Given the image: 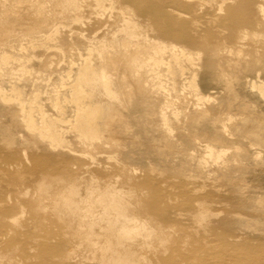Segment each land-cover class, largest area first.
<instances>
[{
  "label": "bare ground",
  "instance_id": "1",
  "mask_svg": "<svg viewBox=\"0 0 264 264\" xmlns=\"http://www.w3.org/2000/svg\"><path fill=\"white\" fill-rule=\"evenodd\" d=\"M27 1L0 0V34L4 35L0 43V108L20 112L22 126L32 138L25 149L13 135L3 134L0 135L1 146L10 150L21 144L17 154L28 162L29 147L45 153L43 157L51 161L74 156L94 159L87 151L79 152L78 147L96 151L98 143L101 148L107 145L112 158L116 157L108 167L121 166L130 172L122 185L133 184L139 168L145 175L153 172L151 176L155 170H175L174 176H179L181 182L201 175L211 179V175L227 188L224 199L229 205L225 216L217 219L219 216L212 215L211 209L213 200H217H210L214 192L193 198L187 190L181 191L182 210L189 213L194 226L204 230L203 233L215 229L218 231L215 236L227 248L240 228H249L250 220L245 217L259 221L255 223L259 226L252 224L264 230V197L258 198L261 202L255 200L258 192L264 190V168L259 167L264 163V109L261 106V101L264 103V22L260 19L264 9L258 0H164L168 8L160 14L154 6L146 7L145 0H130L131 4L109 0L110 7L105 11L108 18H98L99 14L91 11V16L96 15L93 20L81 13L84 7L81 0H38L29 9L23 6ZM147 1L157 5L160 0ZM95 3L99 9H105L101 0ZM215 9L224 16L218 14L203 24L202 16ZM25 18H31V22H25ZM61 19L70 22L64 32L59 27ZM228 27L237 32L233 45L223 33ZM85 28L89 29V36ZM117 31L122 33L121 39L116 35L106 39L107 34ZM75 35L79 44L73 41ZM28 47L35 52L26 56L24 52ZM42 50L47 54L52 50L61 52L59 61L68 65L64 75L55 72L54 61L44 60L46 54H37ZM72 52L82 61L74 73ZM222 54L227 57L225 61L220 57ZM120 56L127 60L125 73L120 72L121 62L114 61L111 65L107 62ZM161 68L172 78L170 89L162 83ZM56 80L60 83L52 91L50 106L57 114L49 115L39 104L36 92L40 84L48 88ZM26 87L34 90L30 100L24 102L21 96ZM114 104L122 109L137 107L139 115L135 118L141 122L142 130L126 134L125 140L106 135ZM67 107L72 109V120L64 119ZM66 124L70 125L67 130L59 126ZM200 147L206 153L203 156L197 152ZM104 153L96 152L97 155ZM41 163L37 168L43 165ZM257 171L260 174H252ZM246 175L255 180L261 178L262 185L259 181L258 185L257 181L254 185L247 184ZM116 185L117 180L108 181L107 190L96 195L100 187L92 177L84 198L79 196L80 183L72 185L69 187L71 195L77 198L64 202L65 210L56 206L52 212V217L64 225H68L69 217L76 222L78 230L69 233L72 237L114 235L122 239L116 243L107 241L101 247L92 241L94 249L101 252L99 256L92 253L93 260L100 264H147V250L151 247L154 250V242L161 246L155 248V253L165 257L172 251L181 231L185 232L180 236L181 246L192 248V243L196 242H193L192 229L184 231L174 223L162 226L156 219L129 212L133 205L130 201L136 202L139 208H147V199H151V213L147 216L155 218L160 210L167 209L160 194H154L151 189L147 196L143 190L139 194L128 193ZM200 187L204 188L205 184ZM23 194L27 195L28 189ZM216 196L222 198L221 194ZM252 200L255 202L251 203ZM54 203L58 205L57 199ZM17 208L20 211L16 216L5 215V219L20 226L21 215L26 211L22 205ZM42 211L45 216L48 214L47 205ZM213 216L217 218L213 220ZM137 236L143 238V243H137ZM197 244L194 246H199ZM240 249H244L242 254L216 250L217 253L211 254L215 255L214 262L209 260L211 256L207 263L264 264V247ZM15 255V251L0 252V264H14ZM189 255L183 258L188 260ZM228 257L232 258V263L227 262ZM197 262L199 259L189 264ZM162 263L175 264L166 257Z\"/></svg>",
  "mask_w": 264,
  "mask_h": 264
},
{
  "label": "rangeland",
  "instance_id": "2",
  "mask_svg": "<svg viewBox=\"0 0 264 264\" xmlns=\"http://www.w3.org/2000/svg\"><path fill=\"white\" fill-rule=\"evenodd\" d=\"M101 1L105 9L102 8L99 9V7L96 6L95 0H81V4L84 5V7L81 8V13H83L84 16L87 18L91 19L92 17V20L93 18H95L96 15L91 16L90 15L91 11L93 13L97 12L99 15H97L96 17L98 18H102V19L108 18L106 16L107 13L105 11H107L108 8L110 7V2L109 0H101ZM258 1L261 7L264 9V0H258ZM120 2L121 3L127 2L131 4L130 0H120ZM35 3H38V0H30V2L28 0L27 3L23 6L29 9L31 4H35ZM144 4L146 5V7H150L151 5L154 6L157 14L166 12L168 8L167 7L168 3H166L164 0H160L157 5H153L149 1L145 0ZM102 14H105L104 16L105 18L102 17ZM218 14L224 16L223 12L219 13L216 9L210 11L207 14L205 13V15L202 16L201 22L204 24L206 23L207 19L214 17L216 18ZM260 19L261 21L264 22V16L261 15ZM24 21L31 22V18L30 19L25 18ZM60 22L61 25L59 27L64 32L65 30H67L66 28H68L66 27V25L70 24V22L64 19L63 20L61 19ZM73 28L79 29V27L77 26H74ZM89 32L90 31L88 29L85 33L89 36ZM223 33L224 36L227 38L228 43H230V45L236 43V38H237L236 31H232V29L228 27L227 30H225ZM113 35H116L120 39L123 37L122 33L117 31L114 34L113 33L107 34L106 39H111ZM64 37L67 38V34H65ZM101 37L102 36H100V38ZM2 39H4V35L2 36L0 34V43L2 42ZM73 41L78 42V44L80 43L76 35L73 37ZM96 44L100 45V43H96ZM32 52L35 51H33V49L31 50V48L28 47L27 51L24 52V55L26 56L30 55ZM72 53L74 54L72 57V61H74V65H72L73 66L72 73H74L77 67L80 66L82 61H80V58L76 55L75 52ZM83 53H85V51H83ZM37 54H42V55L46 54L44 60L54 61L53 69L55 70V72H58V74L60 75H64L65 74L64 72L68 69L67 62L62 63V61H59V58L61 57L60 51L54 52V50H52V52H49L47 54V52L42 50ZM220 57H222L221 58L222 61H225L227 59V57H224L223 54L220 55ZM228 58L229 59L235 58V56H228ZM114 61L121 62L120 72L125 73L127 60L124 57L120 56L118 58L112 57L107 62L109 65H111L112 62ZM33 63L37 65L39 64L38 62L35 61H33ZM152 68H154V66H152ZM159 74H161L160 78L162 80V83L166 86L167 89H170L172 84L171 76H169L166 73L165 69L163 68L160 69ZM53 77H55L56 79L57 78L56 74H54ZM179 82L182 84V81ZM59 83L60 80H56L55 82L53 81L52 85H49L48 88L45 87V85L42 83L39 85L40 87L36 92L38 94V97H40L38 98L39 104L42 105L43 109H45V111L49 115L57 114L50 106L51 103L50 98L52 97L51 95L54 94L52 91L54 90L55 86L59 85ZM18 84L19 86L22 85L21 82ZM33 90L30 87L23 88V96H21L22 99L21 98L20 99L24 102L30 100V98L33 96ZM261 106L264 109V103H262V101H261ZM114 108L115 109L111 111L109 115V120H108L109 129L106 135H109L112 139L115 140H125L127 136L126 134L130 135L131 132L132 133L136 132L138 131V129L140 131L142 130L141 122L135 118L136 116L139 115L137 114V109H136L137 107L132 105L128 109H122V107H118L117 104H114ZM66 109H67V113L64 116V119L72 120V116H73L72 109H70V107H67ZM20 116H21L20 112H17L15 110L7 112L5 110H1L0 108V135L3 134L13 135L18 142H21L22 145L25 146L24 148L26 149V147H28L27 144L30 142L32 137L31 134L28 133L26 129L22 126V120L20 119ZM59 126L65 130H67L70 127L69 124H66V126L65 125H59ZM127 130H130V132H128ZM70 139L73 140L72 137H70ZM99 145L100 143H98V146L95 147L96 151L87 149L85 147L83 148L78 147L77 149L79 152L87 151L91 153L92 155L95 156L94 159H91L89 156H83V157L74 156V157H69L67 159H60V160L56 159L51 161H49L46 157H43L45 153L36 151L35 149H32L33 147L31 148L29 147L27 148V152H28V156L30 157V160L28 162H25L22 159V157H20V155L17 154L19 149L22 148L21 144L15 145L10 150L5 149V147L1 146L0 144V159L2 158L0 161V170H1L0 172H2V174L0 173V178H1L0 180H2L0 181V252L6 253V252L15 251L16 255L14 258V264H100L98 260H93L91 258L92 253H95L97 256L101 254L100 250L94 249L92 245V241L97 242L98 246L101 247V245L107 241H110V243H116L117 241L122 240L119 236L116 237L114 235H107V236L103 235L98 238L72 237L69 235V233L72 234L78 230L76 222H73L72 219H70L69 217L68 225H64L60 221H58L55 217H52V212L56 208V206L63 211L66 208L64 202L70 199L77 198L71 195L69 188L70 186L80 183L79 187H81V190L79 191V196L82 198L87 197L88 190L86 189V187H89L90 180L92 177L97 179L98 187H100L99 190L95 191L96 195H99L107 190L105 187L106 182L117 180L118 185L116 186L125 192L128 193L133 192L135 194H139L140 190H143L144 196H147L149 194V189H151L150 190L151 192H153L154 194H160L163 197L161 201L167 206V209L164 210V212L160 210L159 211L160 214L156 216L157 218L147 216L148 213H151L150 204L153 203L151 199H147L148 200L146 202L147 208L145 207L139 208L138 206H136L137 205L136 202H134L133 200L130 201L132 202L133 205L131 206L129 212L139 213L144 218L156 219V221L162 226H167L170 223L171 224L174 223L176 224L177 227H179V229H184V231H187L186 228L193 230L194 234L193 233L192 234L195 236V237L193 236V242L196 241L198 244L196 242L192 243L191 245L192 248L181 246L182 238L180 236H182L185 233L181 231L179 234V239L177 240L176 244L172 246L173 247L172 251L167 256H165L166 258L172 260L175 264H189L192 263V260L195 259L196 260L199 259V262L201 261L200 263L197 262V264H205V263L208 264L207 263L208 257L209 258L213 257L212 259H209L212 260V263L214 262V259H216L214 258L215 255L214 256L211 255V254H215L214 252H216V250L217 252L224 251L230 254H234V253L242 254L244 249H240V247L241 248L247 246H254L259 248L264 247V233H263L264 230L263 231L262 229L258 230L256 229V227H254V225H256L259 221L256 223L255 221L257 220L253 218L251 219L245 217L247 221L250 220L248 221V223L250 222L249 228L244 226H243L244 229L240 228L241 230L240 233L237 234L236 237L232 239V243L230 244V246H228L229 248L228 249L227 246L222 244V242L217 237L218 231H216L215 229L212 230L210 229L206 231V233H203L204 230L198 229L197 227L194 226L189 213L182 210L183 200H182V194L180 193L181 191L187 190L190 193V196H193V198L201 196L203 194H207V193L209 194L211 192H214L215 196L211 197L210 200H213V198L218 200L219 197L216 196L217 194L219 195L221 194L222 198L219 199L218 201L213 200V205L211 206L212 215L217 213L215 216L218 215L219 217L217 216L218 217L217 218L213 216L215 218L212 217V219L213 220H215L216 218L222 219L225 216V211L229 205V201H226L224 199V197L227 196L228 192H227V188L225 189L224 186H222V184L220 183L221 182L220 179H219L220 181L218 179H214V176L211 175L210 177L212 178L207 179L208 178L207 175L206 176L201 175L200 177L194 179H190L189 177H187L185 178L186 181L188 179L187 182L185 180H184L185 182H181V178L179 176L177 177L174 176L176 172L175 170H174L175 172L170 169H166L162 172H160V170H155L154 171L155 174L151 176L153 172L150 175L149 174L145 175L143 173V170L139 168V171L135 174L136 181L131 185H122L127 181V176L130 173L129 170L121 169V166H115V168L110 169L108 167V164L114 163L116 159L115 160L113 159L116 157L112 158L113 155L112 153H109L108 151L109 149L107 145H105L103 148L99 147ZM197 150H198L197 152H199L201 156L206 154L204 152L203 147L197 148ZM252 150L253 149H251L250 152H253ZM99 151H103L106 153L97 155L96 152L99 153ZM248 154H250L249 151ZM229 155L230 153H227V156ZM263 158L264 155L262 159ZM40 162H42L41 165L42 164L43 165L37 168V166L40 165ZM263 164L264 163H262V165L260 164L259 167L264 168ZM166 171L168 172L171 171V172L167 174L168 172ZM17 173H20L18 174L20 176L15 175ZM257 173L260 174L259 171L252 174H257ZM189 175L193 176V174L191 173ZM247 177L245 178L247 184L254 185L256 181H257L256 183L257 185H258V181L260 185H262L263 183V180L261 178L255 180L251 176L249 177V175ZM204 178L209 182H206ZM21 179H23V181L20 182L19 180ZM251 180L252 183L251 182L248 183V181ZM24 181L27 182L24 183ZM204 184L205 187L201 188L200 186H203ZM6 185L10 188H8ZM214 185H216V187H214ZM217 185L218 186L220 185L219 188ZM247 186L248 185H246V187ZM25 189H28L27 195L23 194ZM203 189H205V191ZM198 190H200V192ZM195 192L198 193V195ZM244 192L245 194H247L248 190H245ZM260 192H262V194ZM260 192H258L259 196L256 198L254 196H257V194L254 196L251 195L252 198L253 199L255 198L257 202L260 201L258 200V198L262 199L264 197V193H263L264 190L262 189L260 190ZM56 199L58 201V205L54 203V200ZM168 200L171 201V204L169 205L168 203L170 201ZM255 200L254 201L252 200L251 203H254ZM263 203H264V198H263ZM18 205L20 206L22 205L26 211L25 214H22L23 216L21 215L22 224L20 226L14 225L10 223V221L5 219L6 218L5 215L16 216L19 213L20 209L17 208ZM45 205H47V211H48V214L46 216L42 211V208ZM5 210H7V212ZM178 212H179V216H177ZM180 216L182 219L180 218ZM45 219H48L49 221ZM252 222H254V225L252 224ZM256 226H259V224ZM250 229H253V232L252 230L250 231ZM204 236L206 239L204 238ZM203 238L204 241H202ZM217 239L219 240L218 242L216 241ZM135 240L139 244L143 243V238H141L140 236L135 237ZM194 244H197L199 246H194ZM158 247L161 248L160 244L154 242L153 244L154 250L152 249V247L147 250L148 252L147 264H156L155 263L156 260H160L158 264H164L162 263V260L165 259V257H163L162 255H157L155 253V248ZM213 249H215V251ZM188 254H190L189 257L187 258L188 260H185V258L183 257L184 256L187 257ZM192 254L193 256L191 257ZM196 254H198L199 256L197 255L196 257ZM182 259L185 261H182ZM228 261L232 263L233 260L231 257H228L227 262Z\"/></svg>",
  "mask_w": 264,
  "mask_h": 264
}]
</instances>
